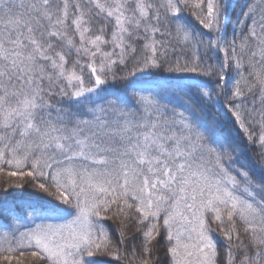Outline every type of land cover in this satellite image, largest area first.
<instances>
[{"label": "snow or ice", "instance_id": "obj_1", "mask_svg": "<svg viewBox=\"0 0 264 264\" xmlns=\"http://www.w3.org/2000/svg\"><path fill=\"white\" fill-rule=\"evenodd\" d=\"M25 261L264 264V0H0V264Z\"/></svg>", "mask_w": 264, "mask_h": 264}, {"label": "trees", "instance_id": "obj_2", "mask_svg": "<svg viewBox=\"0 0 264 264\" xmlns=\"http://www.w3.org/2000/svg\"><path fill=\"white\" fill-rule=\"evenodd\" d=\"M253 2H258V0H253ZM158 255L160 256L162 262L166 261V257L164 256L163 246H161V250L158 253ZM13 264H15V262H13ZM25 264H27V261H25ZM119 264H124V262L121 261V262H119Z\"/></svg>", "mask_w": 264, "mask_h": 264}]
</instances>
